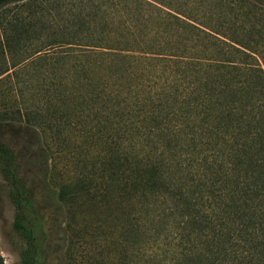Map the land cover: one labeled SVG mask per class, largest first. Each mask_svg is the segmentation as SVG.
Returning <instances> with one entry per match:
<instances>
[{"label": "trees", "instance_id": "16d2710c", "mask_svg": "<svg viewBox=\"0 0 264 264\" xmlns=\"http://www.w3.org/2000/svg\"><path fill=\"white\" fill-rule=\"evenodd\" d=\"M136 2L152 30H89L42 56H59L45 69L54 68L70 106L62 120L97 131L92 147L108 174H92L91 191L103 179L108 202L116 186L119 230L139 264H264V0ZM0 158L21 264H43L47 211L1 140ZM84 188L73 186V202ZM65 193H56V217L69 206ZM68 227L62 219L59 233Z\"/></svg>", "mask_w": 264, "mask_h": 264}, {"label": "rangeland", "instance_id": "374dc122", "mask_svg": "<svg viewBox=\"0 0 264 264\" xmlns=\"http://www.w3.org/2000/svg\"><path fill=\"white\" fill-rule=\"evenodd\" d=\"M149 13L136 0H16L0 7V140L16 152L19 175L31 185L39 206L47 211L43 264L141 261L140 255L126 251L119 230L122 216L116 186L108 202H104L108 191L103 179L91 191V175L108 174L100 173L105 156L99 147H92L94 142L99 143L92 138L97 131L86 132L80 124L62 120V114L71 112L70 106L58 98L54 68L45 69L46 63H58L59 56L47 60L42 56L45 50H58L61 41L71 39L73 34L89 30L107 28L131 35L152 30L155 24ZM109 70L101 67L97 73H106L108 82L113 83L116 79L109 76ZM68 96L70 93L63 98ZM35 133L42 138L41 146L48 148L46 157L36 145ZM114 138L118 144L119 137ZM4 165L0 160V253L4 264H21L24 240L12 227L15 205ZM79 181L86 188L73 202L70 191ZM60 189H65L69 206L56 217V193ZM62 219L69 224L63 236L58 230Z\"/></svg>", "mask_w": 264, "mask_h": 264}]
</instances>
